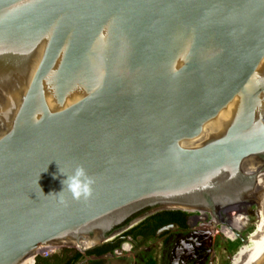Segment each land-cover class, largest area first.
Returning a JSON list of instances; mask_svg holds the SVG:
<instances>
[{
    "label": "water",
    "instance_id": "1",
    "mask_svg": "<svg viewBox=\"0 0 264 264\" xmlns=\"http://www.w3.org/2000/svg\"><path fill=\"white\" fill-rule=\"evenodd\" d=\"M19 73L0 109V264L47 243L84 252L145 207L251 199L264 0H0V89ZM77 166L88 199L59 193Z\"/></svg>",
    "mask_w": 264,
    "mask_h": 264
},
{
    "label": "rangeland",
    "instance_id": "2",
    "mask_svg": "<svg viewBox=\"0 0 264 264\" xmlns=\"http://www.w3.org/2000/svg\"><path fill=\"white\" fill-rule=\"evenodd\" d=\"M247 204L248 206L245 210L246 213L244 214L246 216V220L243 219L233 226V228H235L243 222L242 226L237 229V232L244 236L246 239L255 231L256 225L254 224V221L257 218L255 213V211L257 210L256 203L248 202ZM223 227L221 229L225 233H228L230 236H235L233 238H229L222 232L213 230L210 232V235L208 237L204 236V233H202L201 235L198 234L192 238L191 235H189L187 232H178L174 235V238L169 242V244L163 249L165 252L164 256H166L167 259L170 258L171 260V258H173V248L176 246L180 247V243H183V249H180L181 247L178 248V250L176 249V264H182L183 260L187 262L188 259L186 258L188 245L191 246L195 243L199 245L209 244L212 247L211 249L214 251L211 263H207V260H205L200 264H230V257L238 251L243 242L232 230H230L229 228L225 229ZM161 247L162 241L161 238L158 237L144 247L136 250L132 249L131 254L115 256L112 253L105 258V261L106 264H145V259L149 258L154 264H164V256H162L161 254ZM190 249L192 248L190 247ZM165 264L169 263L165 262Z\"/></svg>",
    "mask_w": 264,
    "mask_h": 264
},
{
    "label": "trees",
    "instance_id": "3",
    "mask_svg": "<svg viewBox=\"0 0 264 264\" xmlns=\"http://www.w3.org/2000/svg\"><path fill=\"white\" fill-rule=\"evenodd\" d=\"M142 214V211L133 214L123 223L115 225L113 228L105 232L104 238H107L112 233L122 230L136 216ZM187 212L180 209H163L155 211L134 226L121 232L114 238L103 241L100 245L89 248L84 252L74 247H62L58 252L47 256H36L33 264H106L105 258L101 255L112 254L114 249L119 247L127 240L133 241L134 249H139L145 246L150 240L157 236V231L164 225L170 222H175L178 226L184 228L186 224ZM146 264H154L148 258Z\"/></svg>",
    "mask_w": 264,
    "mask_h": 264
},
{
    "label": "bare ground",
    "instance_id": "4",
    "mask_svg": "<svg viewBox=\"0 0 264 264\" xmlns=\"http://www.w3.org/2000/svg\"><path fill=\"white\" fill-rule=\"evenodd\" d=\"M21 77H22L21 73H19L18 78L16 77L12 78V81H11L12 84L0 89V109L1 111L2 110L4 111V108L7 105H9L8 104L9 101L6 98H9V99L15 98V90L21 82ZM236 106H237V103H234L233 105H231L229 109L227 110L226 114L224 115V117L222 118V120L228 118L230 112H233L236 109ZM262 107H264V100H263ZM259 166L258 165L252 166L248 169V171L256 170ZM248 167L249 166H247V168ZM250 196H251V199L248 202L249 203L255 202L257 205V210L255 211L257 218L254 221V224L256 225V229L252 234L249 235L246 241L241 244L238 251L230 257V260H231L230 264H250L251 261L256 256V254L258 253V251L260 250V248L262 247V245L264 244V168L259 169V171L257 172V175L255 177V184H254V187H253V190ZM247 203L245 206H243V208L239 207V210H238V207L232 208L233 210H231L230 208L223 210V211H226L227 213L225 214L223 212V217L225 215L228 216L226 217H227V222H228L229 227L227 226L226 227L222 226V227L225 229L229 228L230 230L234 232L233 226L236 225L241 220L245 219L246 217L244 214H245L246 207L248 206ZM202 210H209V209H202ZM209 211H212V210H209ZM226 235L229 238H233L235 236V235L230 236L228 233H226ZM45 245H39L36 247V249L39 247H43ZM36 249L32 252V254L29 257L23 259L20 262V264H30L32 262L33 255Z\"/></svg>",
    "mask_w": 264,
    "mask_h": 264
},
{
    "label": "flooded vegetation",
    "instance_id": "5",
    "mask_svg": "<svg viewBox=\"0 0 264 264\" xmlns=\"http://www.w3.org/2000/svg\"><path fill=\"white\" fill-rule=\"evenodd\" d=\"M247 202L248 201L246 200V202H244V203L246 204ZM156 207L157 206L145 207V208L137 211V212L142 211V214L139 215V216L134 217L129 222V224L127 226H125L122 230L117 231L115 236H117L121 232L125 231L126 229L134 226L136 223H138L145 216H147V215H149V214H151V213H153L155 211H158V210L155 209ZM161 210H163V209H161ZM184 211L187 212V215H186V224H187V226L186 227L182 228V227L178 226V224L175 223V222L167 223L166 225L162 226L157 231V236L152 239V240H155L158 237L161 238V241H162L161 254H162V256L165 255V252H164L163 249L169 244V242L174 238V235L176 233H178V232H183V231L187 232L189 235H191L192 238L195 237V235H198V234L201 235L202 233H204V236H206V237H208L210 235V231H208V230H205V229H202V228H193L191 226V221H193V219H195V217L198 216L199 213H195L194 211H189L188 212L187 210H184ZM137 212H135V213H137ZM131 216H129V217H131ZM106 231H108V230L107 229H101L98 232L92 231V232L89 233L90 239L93 240V242H94L90 246V248H93V247H96V246L100 245L103 241H108L107 238H105L103 240ZM152 240H150L148 243H150ZM131 243H132V248L134 249L133 241H131ZM148 243H146V245ZM180 244H181L180 245L181 248L178 247V246L173 248V258H171V260H170V258L167 259L166 256H164V259H163L164 264H165V262H168L169 264H176V261H177L176 249L177 250H178V248L183 249V243H180ZM189 246L190 245L187 246V251H186V253H187V257L186 258H188L187 259L188 264H200V263L204 262L205 260H207L206 261L207 263H211L212 257L214 255L213 254L214 251L211 249L212 248L211 245H209V244L208 245H204V244H202V245L200 244L199 245V244L195 243L194 245L190 246L192 249H190ZM142 247H144V246H142ZM108 255H110V254L101 255V257L106 258ZM147 260H148V258L145 259V264L147 263ZM187 262H185L183 260L182 264L183 263L187 264Z\"/></svg>",
    "mask_w": 264,
    "mask_h": 264
},
{
    "label": "built area",
    "instance_id": "6",
    "mask_svg": "<svg viewBox=\"0 0 264 264\" xmlns=\"http://www.w3.org/2000/svg\"><path fill=\"white\" fill-rule=\"evenodd\" d=\"M245 203H239V204H234V205H227V206H223L219 209H217L215 212L213 211H209V210H202V209H190L187 210L189 211H194L195 213H199L198 216L195 217V219H193V221H191V226L193 228H203L205 230L208 231H220L222 232L224 235H226V233L224 231H222V226H227L228 222H227V215H225L223 217V212L225 214L227 208H230L231 210H233L232 208H236L239 207L243 208V206H245ZM246 213V212H245ZM218 218H217V216ZM227 216V217H226ZM217 218V219H215ZM246 220V217H245ZM244 220V221H245ZM243 222L241 224H239V226H236L233 230L234 232L237 231L238 228H240L242 226ZM227 236V235H226ZM66 245L61 244V243H47V245L43 246V247H39L36 249L34 255H33V259L32 262L30 264H33L35 261V257L36 256H43V257H47L50 256L56 252H58L62 247H65ZM68 247V246H66ZM132 243L130 240H127L125 242H123L119 247H117L116 249H114L113 254L115 256H121V255H125V254H131L132 252Z\"/></svg>",
    "mask_w": 264,
    "mask_h": 264
},
{
    "label": "clouds",
    "instance_id": "7",
    "mask_svg": "<svg viewBox=\"0 0 264 264\" xmlns=\"http://www.w3.org/2000/svg\"><path fill=\"white\" fill-rule=\"evenodd\" d=\"M60 173L66 178L61 181L62 190L59 193L66 190L71 194L73 199L90 198L92 195V185L94 180L88 175L86 169L83 166H77L70 173ZM51 194L52 193L48 195ZM61 202L63 203L64 201L61 200Z\"/></svg>",
    "mask_w": 264,
    "mask_h": 264
}]
</instances>
